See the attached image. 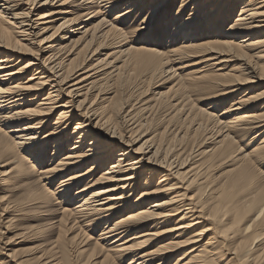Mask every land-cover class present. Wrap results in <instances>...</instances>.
Returning <instances> with one entry per match:
<instances>
[{"label": "bare ground", "instance_id": "1", "mask_svg": "<svg viewBox=\"0 0 264 264\" xmlns=\"http://www.w3.org/2000/svg\"><path fill=\"white\" fill-rule=\"evenodd\" d=\"M176 3L0 0V178L11 165L1 164L15 160L19 178L39 174L57 183L58 204L73 207L63 212L57 241L74 229L70 215L98 225L93 252L102 253L101 264H113L115 256L128 264H264L263 187L253 190L258 180L264 185L257 169L264 165V0H181L176 16L191 13L173 29L168 54L140 40L139 47L127 42L100 58L106 41L125 37L108 16L116 13L126 26L151 8L136 37L158 26L161 39ZM81 46L89 54L72 60ZM193 61L206 69L193 77L192 90L180 91L176 109L156 118L164 96L145 99L149 87L141 89L184 83L176 66ZM234 63L238 74L227 71ZM110 80L138 81L131 90L141 95L112 105V93L103 91ZM191 92L210 107L195 108ZM197 135L203 141L190 146ZM240 136L257 146L246 154L236 144ZM24 154L33 160L29 170ZM227 159L236 168L210 176ZM41 190L32 202L48 209L52 196L45 185ZM59 248L66 254L65 242Z\"/></svg>", "mask_w": 264, "mask_h": 264}, {"label": "rangeland", "instance_id": "2", "mask_svg": "<svg viewBox=\"0 0 264 264\" xmlns=\"http://www.w3.org/2000/svg\"><path fill=\"white\" fill-rule=\"evenodd\" d=\"M159 2L160 0H158V2L155 0H151V6H156L159 4ZM180 2L181 0H177L176 5L172 6L173 8L171 7L172 11H170V19L172 20H170L166 34L161 39L159 33L157 32L159 30L158 26L155 27V30L151 29L150 32H148V34L150 33V35L146 34L142 36L141 39H138V37H136V29L139 27V24H141V21H143L147 17V14H149L151 8H147L145 11L141 10L142 14H139V17L137 18L135 17L133 23H126V26H121V24L123 25V22L121 20L115 21V19L117 18L116 13L108 16L106 20L109 22H113L114 25H117L119 27V29H122L125 33V37L114 35L108 41H106L105 48H107V50H102V57H100L101 60L106 57V54L114 55L118 50H114L113 48H118L119 46L127 42H131V44L139 47L138 41L140 40V45L144 44L147 40H151L145 47L154 48L162 52L163 54H168V52L174 49L172 46L168 45L169 42L175 40L173 38L176 35V32H174L173 29L178 23L184 21L191 13V11L188 10L186 13H183V16H176L178 5L180 4ZM239 11L240 10L238 9L237 15L239 14ZM181 17L183 18L181 19ZM175 18L177 20L176 23H174ZM59 23L56 25L58 26ZM145 28L149 29L150 26H145ZM50 35L51 33H49L44 38L49 37ZM79 37L80 35H78L77 38ZM134 40H136V42ZM152 42H157L159 44H152ZM181 45L182 44L180 42V44L175 46L176 49L181 47ZM79 53L81 56L78 62H80L84 56L89 54V50L84 49V46H81L77 48V51L74 53V56L71 57V59L73 60ZM97 58L98 57H96L94 60H96ZM194 63H196V61L190 62L185 65L176 66V68H181V70L178 71V74L181 76L180 79L184 80V83L182 84H177L179 81V79L177 78L172 82L165 80L159 81L157 82L158 84L155 87L152 86V84H145L143 86L141 90H145L147 87H149V92L146 94L147 97L145 99L151 98L157 100L159 99L160 95L164 96L156 102L154 110V116H156V118L163 116L165 117L167 114L171 113L174 109L177 108L173 106L183 100L182 96L184 95V93L181 92L184 91V88L192 90L194 86L192 87L190 85L193 84V77L198 78L199 73L206 69L205 65L192 67ZM231 65V68H228L227 66V71L230 72L231 70H233V73L238 74L241 70L239 69V64L237 65L236 63H234ZM104 83L106 82H103V84ZM137 83L138 81L133 83L132 80H129L128 82L110 80L103 86V91L108 90L110 93H112L110 95L111 103L112 105L117 103L118 106V102H132L141 95L142 91L138 92L136 89L133 91L131 90V87L136 86ZM191 98H193V100L195 101V104L193 105L195 106V108L196 106L197 108L202 107L204 109L210 107V105H208L209 101L200 103L202 100L199 99L197 97V94L195 93L191 94ZM186 110L189 111L190 108H186ZM219 110L221 111L223 110V108H219ZM209 112L215 113L211 110ZM182 115L183 112L178 116L177 120L175 121L176 123H173L172 125H177V123L181 121ZM197 120L201 119L197 118ZM54 122L55 120L53 119L51 123L53 124ZM169 122L170 121H168L167 123L163 122V124L158 129L159 133L164 131ZM181 126L183 127V131H186L187 127L183 124H181ZM70 131L72 132L73 129L70 128ZM191 137L192 138L189 142L190 146L195 143L198 144L202 142L205 135H197ZM171 138L173 139L174 135ZM237 141L238 142L236 144L240 146V149L246 154L250 153L251 150L257 146L256 143L250 144L248 137L242 138L240 136ZM49 148L50 153H52L51 146ZM25 155L26 154L22 155V157L24 158ZM26 157L24 160V164L28 168L33 165V160L28 161L29 157ZM11 162L13 164L8 161L1 164L2 166H7L9 164L11 165L7 166V177L0 178V264H40V262L45 258L46 259L44 260L43 264H48V262H51L53 260H57L58 262H60L59 264H101V261L104 258L102 256V253L101 256H96L93 252L95 241L100 238L101 233V229L98 228V225L93 224L92 226H88L89 224H91V222L79 223L75 215H70V217H68V228L74 227V229H71L68 233H66L65 236L57 241L59 234V223L63 220V212L65 209H68V211L73 210V207L63 204L61 206L58 204L61 200H57L59 196L55 193L57 191V183L54 182L52 184L49 180H46V178H48L47 176L45 177L39 174L37 175L39 179L36 176L29 174L23 178H19V176L16 174L15 169H19L20 166L18 163H15V160H11ZM236 164V160L227 159L215 165V167L212 168L208 173H210V176H212L213 178H216L235 169ZM257 169L258 173H260V171L264 173V167L260 166ZM2 170L3 169L0 168V171ZM29 185L33 186L32 190H30ZM43 185H45L46 189L50 191V195L53 199V202H50L49 204L50 206L48 205V209H44L43 207L32 202L34 196L42 192L41 189ZM81 187L80 189H82ZM261 187H263L261 195L264 196V185H262L260 180H258L257 185L253 190L255 191ZM51 196H48L50 200H52ZM73 196L74 194H71L70 199ZM133 202L134 199L132 200V203ZM2 221L4 222L2 223ZM80 230H83L85 235L83 236V234H81L78 236L77 241H73V238L80 232ZM85 236H87L86 239H84ZM62 242H65L66 254H64L59 248ZM7 243H10L11 245L6 246L5 244ZM105 245L106 244L99 242V246ZM104 249H107V246L104 247ZM48 258L51 259L48 261ZM130 260L131 259L128 258L117 259V257L115 256L113 264H128ZM52 264H55V261H53Z\"/></svg>", "mask_w": 264, "mask_h": 264}, {"label": "snow or ice", "instance_id": "3", "mask_svg": "<svg viewBox=\"0 0 264 264\" xmlns=\"http://www.w3.org/2000/svg\"><path fill=\"white\" fill-rule=\"evenodd\" d=\"M262 167H264V166H262Z\"/></svg>", "mask_w": 264, "mask_h": 264}]
</instances>
